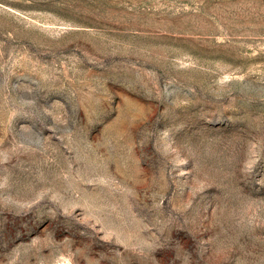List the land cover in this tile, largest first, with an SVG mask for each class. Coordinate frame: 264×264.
<instances>
[{
    "label": "rangeland",
    "instance_id": "1",
    "mask_svg": "<svg viewBox=\"0 0 264 264\" xmlns=\"http://www.w3.org/2000/svg\"><path fill=\"white\" fill-rule=\"evenodd\" d=\"M0 264H264V0H0Z\"/></svg>",
    "mask_w": 264,
    "mask_h": 264
}]
</instances>
